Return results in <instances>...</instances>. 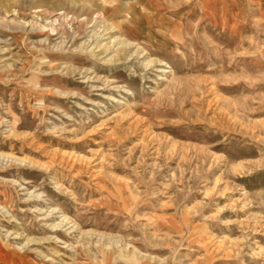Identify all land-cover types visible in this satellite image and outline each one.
I'll return each instance as SVG.
<instances>
[{
    "label": "rangeland",
    "instance_id": "obj_1",
    "mask_svg": "<svg viewBox=\"0 0 264 264\" xmlns=\"http://www.w3.org/2000/svg\"><path fill=\"white\" fill-rule=\"evenodd\" d=\"M0 264H264V0H0Z\"/></svg>",
    "mask_w": 264,
    "mask_h": 264
},
{
    "label": "bare ground",
    "instance_id": "obj_2",
    "mask_svg": "<svg viewBox=\"0 0 264 264\" xmlns=\"http://www.w3.org/2000/svg\"><path fill=\"white\" fill-rule=\"evenodd\" d=\"M108 4H109V2H108ZM110 5H111V4H110ZM112 6H113V5H112ZM112 6H111V7H112ZM117 9H118V8H117ZM117 9H116V10H117ZM115 12H116V11H115ZM103 14H104V13H103ZM113 14H114V13H113ZM104 17L106 18L107 21H109V18H110L109 16H108L109 18H107L106 14H104ZM123 18H124V17H123ZM124 19H125V18H124ZM107 23H109V22H107ZM121 25H122V24L120 23V21H116V20H113L112 23H111V27H112L113 29H115V28H117V29L119 28V29H120V28H121ZM131 28H132V29H136V27H134V26L131 27ZM106 30H107V29H106ZM119 39H120V38H119ZM117 40H118V39H117ZM122 43H123V42H122ZM125 43H126V42H125ZM136 47H137V46H136ZM121 51H122V50H121ZM110 60H111V59H110ZM146 63H147V62H146Z\"/></svg>",
    "mask_w": 264,
    "mask_h": 264
}]
</instances>
